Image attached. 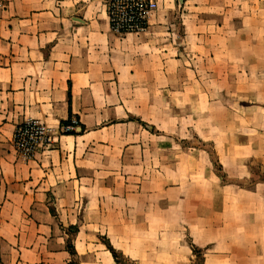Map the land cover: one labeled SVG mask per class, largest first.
<instances>
[{"label": "rangeland", "instance_id": "374dc122", "mask_svg": "<svg viewBox=\"0 0 264 264\" xmlns=\"http://www.w3.org/2000/svg\"><path fill=\"white\" fill-rule=\"evenodd\" d=\"M186 1L158 0L157 16L150 17L148 27L162 28L158 45L164 49L165 65L168 60L180 63L177 71H167L186 82L195 76V83L176 86L165 78L158 89L146 86L142 112L147 162L113 169V182L121 185L125 176L131 178L127 192L132 195L126 200L121 191L116 200L113 189L108 195L110 189L102 185L108 174L101 173L72 213H57L69 255L66 264H116L109 232L117 240L111 245L117 256L132 261L125 264H202L201 255L205 264H264V163L257 156L264 152V100L259 96L264 92V36L256 37L257 49L252 37L236 34L240 21L221 15L219 4L195 7ZM132 36L136 41L140 37ZM154 54L148 53L147 60L154 63ZM107 62V57L101 60ZM40 122L46 127L44 141L29 158L41 149H58L68 135L61 126ZM214 138L222 144L219 156L210 140ZM188 177L196 185L190 195L193 189L178 188ZM59 200L63 204V197ZM47 201L54 210L58 201L52 196ZM110 201L114 211L108 209ZM69 240L76 257L67 251Z\"/></svg>", "mask_w": 264, "mask_h": 264}, {"label": "crops", "instance_id": "0c3cea01", "mask_svg": "<svg viewBox=\"0 0 264 264\" xmlns=\"http://www.w3.org/2000/svg\"><path fill=\"white\" fill-rule=\"evenodd\" d=\"M2 1L0 264H66L69 255L63 246L57 213H72L79 196L93 191L92 184L97 183L101 173L108 174L102 185L104 190L105 184L106 190L110 189L109 196L113 189L111 198L116 200L120 191L125 200L131 196L127 192L132 188L131 178L125 176L121 185L113 182V169L117 164L147 162L148 131L142 112L146 86L151 83L155 88L162 87L165 78H172L176 86L190 85L195 83V76H188L186 82L176 72L167 71V67L177 71L180 63L168 60L165 65L164 49L158 45L162 28L148 27L142 36L137 34V41L132 34L112 33L108 0ZM186 2L195 7L219 4L221 15L240 21L236 34L252 37L251 44L259 49L256 37L264 36V0ZM150 52L155 53L154 63L147 60ZM104 57L107 63H101ZM259 96L264 100V92ZM190 108L193 112V105ZM69 115L78 121V134L63 136L58 149H41L33 158L17 152L12 134L22 121L39 120L56 128ZM204 135L205 140L209 139ZM210 140L219 156L220 138ZM107 154H113V158L110 160ZM257 156L264 163V152L258 151ZM104 163L111 166L99 172V165ZM207 177L204 172V185ZM181 186L193 189L188 195L195 193L194 178H185L178 188ZM49 196L58 203L63 197V204L54 205L56 215L50 212ZM92 197L86 205L91 204ZM112 206L115 203L110 201L109 211L115 210ZM108 239L114 246L117 240L111 232Z\"/></svg>", "mask_w": 264, "mask_h": 264}, {"label": "built area", "instance_id": "2783aa9c", "mask_svg": "<svg viewBox=\"0 0 264 264\" xmlns=\"http://www.w3.org/2000/svg\"><path fill=\"white\" fill-rule=\"evenodd\" d=\"M157 1L108 0L107 16L111 32L118 36L145 32L149 26L150 17L157 9ZM4 8L5 3L0 0V13ZM41 124L38 120H27L17 126L14 146L23 154V157L32 156L39 141L44 139L46 127ZM77 126V119L71 117L69 122L61 127L67 134L76 131Z\"/></svg>", "mask_w": 264, "mask_h": 264}, {"label": "trees", "instance_id": "16d2710c", "mask_svg": "<svg viewBox=\"0 0 264 264\" xmlns=\"http://www.w3.org/2000/svg\"><path fill=\"white\" fill-rule=\"evenodd\" d=\"M68 97H69V101H70V93L68 94ZM70 118H71V116L69 115V118L66 121L61 122V126L66 125L69 122V119ZM67 134L68 135H76L78 133L76 131H73V132H70V133H67ZM50 212H51V214H53L54 213V210L53 209H50ZM74 233H77V228L74 229ZM108 247H109L110 252L112 253V257H113V259H114V261H115L116 264H125V263H128V262H132L129 259L124 258L122 255H121L122 257L117 256V254L115 253V251H114L113 247H111V245H108ZM67 251L69 252L70 256H72V257H76L77 256V253L75 251V248H74V246H73V244H72V242L70 240L67 243ZM195 252H197V251H195ZM200 255H201V252H200ZM201 261H202V264H204L203 255H201Z\"/></svg>", "mask_w": 264, "mask_h": 264}]
</instances>
